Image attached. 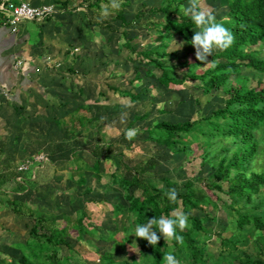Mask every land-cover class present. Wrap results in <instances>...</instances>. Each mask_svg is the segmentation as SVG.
Segmentation results:
<instances>
[{"label":"rangeland","instance_id":"374dc122","mask_svg":"<svg viewBox=\"0 0 264 264\" xmlns=\"http://www.w3.org/2000/svg\"><path fill=\"white\" fill-rule=\"evenodd\" d=\"M52 1L53 5L60 7L65 1L72 6L80 0ZM128 1L130 4L124 11L130 13L129 20L139 10L144 12L148 8L143 4H158V0ZM120 2L116 0L112 8L116 9ZM200 7L218 18L227 13L226 0H207L201 2ZM68 9L69 5L65 12L54 11L49 21H38L48 25L49 30L46 35H37L29 40L28 57L32 58L35 67L26 72L19 92L13 90L9 93L6 106L0 104V168L9 166L8 171H12L29 162L28 170L21 175L24 191L15 193L12 190L16 186L14 181H8L0 189V259L6 263L11 259L17 261L22 255L20 245L29 238L31 222L27 217L16 216L7 206L8 200L16 198L24 202L23 209L32 210L34 216L57 218L60 225L64 214L73 218L81 209L87 212L89 223L97 232L79 242L70 237L71 251L64 246L55 249L58 257H70L69 264H100L99 255L105 252L116 261L136 263L138 248L133 244L136 243L135 236L130 233L126 241L122 239L125 219L112 215L111 205L121 198L122 191L111 184V175H124L123 163L131 167L141 162L156 163V168L145 175L148 183L154 187H165L161 178L170 179L172 188L184 194L186 181L206 177L200 166V142H190L192 153L187 157L170 156L161 147L148 142L143 131L161 121L177 123L207 117L223 107L227 96L218 90L205 95L191 84L172 89L160 87L154 78L141 74L150 73L151 66L130 61L135 55L131 49L122 47L125 41L117 23L106 21L100 28L91 25V21L107 17V12L99 13L95 18L82 8L73 13H68ZM46 22L48 24H44ZM126 31L133 38L130 45L135 50L150 49L158 44L156 35L144 29ZM181 48V41L172 40L166 48L170 53L167 59ZM180 56L185 57L184 54ZM135 68L141 75L134 80ZM178 73L182 70L178 69ZM260 78L263 86L264 76L243 70L237 82L254 87ZM131 89L139 95L134 103L128 96L118 93ZM83 103L90 109L91 124L74 134L68 132V126L54 128V121L65 115L67 118ZM140 116H146V119L127 129L129 122ZM129 129H138L131 140L126 137ZM97 140L110 144L112 153H121V156L103 159L102 172L95 174L89 167L94 163L90 151ZM72 153L78 157L77 160H71ZM41 156L44 158L42 162L35 160ZM77 166L79 171H75ZM80 174L84 176L86 186L93 189L86 197L82 196L84 187L77 184ZM221 187L225 190L226 185ZM207 194L213 201L215 197L226 200L221 191H207ZM205 209L217 215V220L209 222L207 227L215 232L226 230L224 220L228 217L222 208L215 210L208 205ZM177 212L182 213L180 209ZM189 215L201 217L204 214L192 209ZM101 228L105 230H98ZM115 228L118 233L113 239L106 240V232ZM221 235L227 237L230 231L226 230ZM218 242L215 234L207 239L206 244L210 251H214ZM166 243H170V239ZM51 249L47 252L50 253ZM44 261L47 260L42 257L40 262Z\"/></svg>","mask_w":264,"mask_h":264},{"label":"trees","instance_id":"16d2710c","mask_svg":"<svg viewBox=\"0 0 264 264\" xmlns=\"http://www.w3.org/2000/svg\"><path fill=\"white\" fill-rule=\"evenodd\" d=\"M204 1L207 0H200V3ZM114 2L116 0H80L72 6L66 1L60 7L52 6L54 11L65 12L69 5L68 13L82 8L95 18L99 13L107 12V17L93 20L91 25L100 28L106 21L117 23L125 41L122 47L131 49L135 55L130 61L151 66L150 73L141 74L146 78H154L160 87L172 89L191 84L205 95L218 90L227 98L222 108L214 110L207 117L177 123L161 121L144 129L147 141L161 147L170 156L187 157L192 153L190 142L195 140L201 144L200 166L205 170L206 177H194L186 181L185 193H178L175 202L169 201L166 196L173 187L170 179L161 178L165 187H154L145 177L147 171L156 168V163L141 162L133 167L123 163L125 174L111 175V184L122 191V199L111 205L112 215L125 219L121 229L124 234L122 239L126 241L135 226L155 216H170L173 211L180 209L188 216V226L183 231L177 229V234L183 237V243H177L174 239L166 243L161 236L153 248L146 240L135 237L138 262L116 261L110 253L105 252L99 255L100 264H161L166 252H173L181 264H264V85L261 78L254 87L237 82L243 70L264 76V0H226L227 13L219 18L214 15L216 21L234 36L229 48L214 49L212 56L207 58L208 62L216 61L215 66H206L195 57V49L190 41L196 28L190 17L181 11L182 6L189 5V0H158V4L152 6L143 4L148 8L144 12L139 10L130 20V13L124 11L129 1L121 0L116 9L112 8ZM50 17H46L45 21H49ZM132 28L155 34L158 44L150 49L135 50L130 45L133 38L126 31ZM174 39L181 41L182 48L174 51L171 59H167L170 53L166 48ZM178 69L182 73H178ZM133 72L134 80L138 79L140 72L136 68ZM118 93L128 96L133 103L139 97L133 89ZM144 119L146 116L134 117L127 129ZM54 122V128L68 126V132L74 134L91 124L93 119L89 107L83 103L67 118L65 115ZM111 149L110 144L97 140L90 151L94 163L89 169L98 174L102 172L103 159L121 156V153H112ZM77 159L72 153L71 160ZM79 169L75 167V171ZM8 170L9 166L0 168V189L8 181H14L16 186L12 190L15 193L24 191V187H21V175L24 172L18 171V168ZM18 178L19 181H16ZM77 184L84 187L82 196L92 193L93 189L86 186L82 174ZM222 184L226 185L225 190ZM207 191H221L226 195V200L215 197L213 201ZM23 203L13 198L8 200L7 206L16 216L27 217L31 222L29 238L20 245L22 255L17 261L11 259L10 263H6L0 259V264H69L70 257H58L55 249L64 246L71 251L70 237L79 242L97 232L91 227L87 212L82 209L73 218L62 215L63 224L60 225L57 218L34 216L32 210L23 209ZM208 205L215 210L222 208L226 213L229 219L224 220V226L230 231L229 236L221 235L226 230L215 232L207 227L209 222L217 220V215L206 211ZM192 209L204 215L190 216ZM106 233V240H111L118 230L115 228ZM215 234L219 239L218 248L210 251L206 241ZM249 238L252 240L249 241ZM42 257L47 261L41 263Z\"/></svg>","mask_w":264,"mask_h":264},{"label":"clouds","instance_id":"9594fccd","mask_svg":"<svg viewBox=\"0 0 264 264\" xmlns=\"http://www.w3.org/2000/svg\"><path fill=\"white\" fill-rule=\"evenodd\" d=\"M181 11L185 16L190 17L196 28L190 41L195 49L196 59L205 63L206 66L209 64L215 66L216 61L208 62L207 58L212 56L214 49L225 50L229 48L234 42L233 34L217 22L212 13L200 8V0H189V5L187 7L182 6ZM137 132L138 129H129L126 137L131 140ZM177 195L175 188L169 189L166 193L167 198L172 202L176 201ZM187 226V214L173 211L170 216H160L159 218L155 216L147 222L135 226L131 235L146 240L153 248L158 244L161 236L165 241L174 239L177 243L182 244L183 237L177 234V229L183 231ZM133 244L137 249L136 243L133 242ZM161 264H181V262L173 252H166L163 254Z\"/></svg>","mask_w":264,"mask_h":264},{"label":"crops","instance_id":"0c3cea01","mask_svg":"<svg viewBox=\"0 0 264 264\" xmlns=\"http://www.w3.org/2000/svg\"><path fill=\"white\" fill-rule=\"evenodd\" d=\"M4 1L13 3L27 2L36 7L54 4L52 0ZM42 23L20 22L16 33H12L7 25L0 24V104L3 106H6V98H8L10 92L13 90H15V93L19 92V87L23 85V80H25L23 78L26 72L35 67L34 61L31 60L32 58L28 57V44L30 38L47 34L49 27L48 25H42ZM44 24H48V22Z\"/></svg>","mask_w":264,"mask_h":264},{"label":"built area","instance_id":"2783aa9c","mask_svg":"<svg viewBox=\"0 0 264 264\" xmlns=\"http://www.w3.org/2000/svg\"><path fill=\"white\" fill-rule=\"evenodd\" d=\"M52 14H54L52 5L36 7L27 2L13 3L4 0L0 3V24L7 25L12 33H16L20 22H38ZM35 160L42 162L44 158L36 157ZM28 168L29 162L26 161L18 167V171L25 172Z\"/></svg>","mask_w":264,"mask_h":264}]
</instances>
